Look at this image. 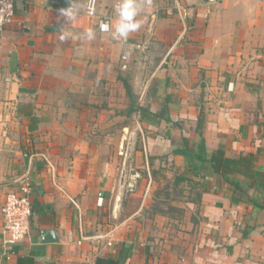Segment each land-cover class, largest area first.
Listing matches in <instances>:
<instances>
[{"label":"crops","instance_id":"1","mask_svg":"<svg viewBox=\"0 0 264 264\" xmlns=\"http://www.w3.org/2000/svg\"><path fill=\"white\" fill-rule=\"evenodd\" d=\"M75 2L67 24L70 0H16L0 34V208L27 168L32 185L25 239L4 242L0 209V264H264V189L257 205L233 202L173 153L198 140L201 115L208 151L253 153L264 172V0H137L127 41L99 29L114 28L120 0ZM123 80L170 120L128 114ZM180 174L206 180L198 197L187 181L181 197L160 193Z\"/></svg>","mask_w":264,"mask_h":264},{"label":"trees","instance_id":"2","mask_svg":"<svg viewBox=\"0 0 264 264\" xmlns=\"http://www.w3.org/2000/svg\"><path fill=\"white\" fill-rule=\"evenodd\" d=\"M123 84L129 99L128 114L135 112L139 114L141 120L149 123H157L161 119L170 120L165 103L160 104L159 109L153 112L149 105L141 106L136 103V97L132 93L129 84L125 80H123ZM202 124L203 119L200 115L196 125L198 140L190 143L187 138L182 137L179 146L173 150V153L184 157L191 175L203 179L217 177L220 182L226 184L232 191L231 201H250L254 205L259 204V191L264 189V172L258 171L254 167L255 155L246 153L230 157L226 155L222 145L208 151L201 133ZM182 181L189 183V195L193 194L192 196L196 197L205 189L204 184H207L206 180L203 184H200L193 181L192 178L180 174L174 177L171 185L165 184L160 193L166 198L181 197L184 195V189L179 184ZM242 181L244 184H242ZM252 184H254V193L250 196L247 190Z\"/></svg>","mask_w":264,"mask_h":264},{"label":"built area","instance_id":"3","mask_svg":"<svg viewBox=\"0 0 264 264\" xmlns=\"http://www.w3.org/2000/svg\"><path fill=\"white\" fill-rule=\"evenodd\" d=\"M215 1V0H209ZM16 0H0V34L4 32L6 25L11 21L14 15V5ZM181 17H187V11L185 8H179ZM102 24H99V29L102 31ZM138 48H142V45H138ZM128 54L123 53L121 55V68L126 69L128 65ZM32 185L27 168L22 172L16 183L14 190L9 191L6 194L5 200L1 206V213L3 219V232L4 242L7 245L16 244L29 234L30 220L32 215V201H31ZM102 197L99 195L97 203L101 204Z\"/></svg>","mask_w":264,"mask_h":264},{"label":"clouds","instance_id":"4","mask_svg":"<svg viewBox=\"0 0 264 264\" xmlns=\"http://www.w3.org/2000/svg\"><path fill=\"white\" fill-rule=\"evenodd\" d=\"M117 13V23L114 28L110 27L108 24H102V28L105 31H111L112 37L115 40L127 41L129 35L139 30L141 27L140 21L136 18L140 14V8L137 0H120L118 7L116 8ZM59 15L64 18L67 24L73 23L79 16L78 5L75 0H70L67 7L61 8L59 10ZM71 33L63 32L60 35L61 41L69 39ZM84 36L88 40L95 38V29L89 28Z\"/></svg>","mask_w":264,"mask_h":264},{"label":"rangeland","instance_id":"5","mask_svg":"<svg viewBox=\"0 0 264 264\" xmlns=\"http://www.w3.org/2000/svg\"><path fill=\"white\" fill-rule=\"evenodd\" d=\"M143 67H144V66L142 65V68L140 69V71H141L142 69H144ZM125 70H128V66H127V68H126ZM140 82L142 83L143 80H141ZM128 123H129V121H128ZM129 124H131V123H129ZM144 163H145V160L143 159L141 165H145ZM139 164H140V162H139ZM127 166H128V167H131V166L133 167V166H134V156H133V154H131V155H130V154L127 155ZM154 166H155V167H173V164H171V166H170V163L168 162V164H165L164 166H161V165L158 164V162H156V163L154 164ZM145 167H146V166H145ZM171 174H172V173L169 172L167 175L170 176Z\"/></svg>","mask_w":264,"mask_h":264},{"label":"water","instance_id":"6","mask_svg":"<svg viewBox=\"0 0 264 264\" xmlns=\"http://www.w3.org/2000/svg\"><path fill=\"white\" fill-rule=\"evenodd\" d=\"M42 233H43L45 238H50V239L54 240L53 231H51V230H43Z\"/></svg>","mask_w":264,"mask_h":264}]
</instances>
